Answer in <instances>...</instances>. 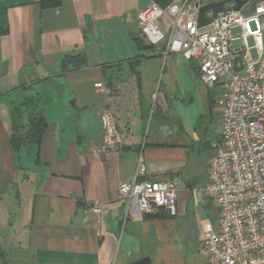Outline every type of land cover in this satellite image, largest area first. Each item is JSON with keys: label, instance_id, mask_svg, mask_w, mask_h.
<instances>
[{"label": "crops", "instance_id": "1", "mask_svg": "<svg viewBox=\"0 0 264 264\" xmlns=\"http://www.w3.org/2000/svg\"><path fill=\"white\" fill-rule=\"evenodd\" d=\"M147 1L0 0V264H210L200 237L219 210L201 219V186L221 142L218 89L197 58L139 32ZM14 106L24 126L43 116L39 145H11ZM140 156L146 178L181 182L175 215L126 212L118 186Z\"/></svg>", "mask_w": 264, "mask_h": 264}, {"label": "built area", "instance_id": "2", "mask_svg": "<svg viewBox=\"0 0 264 264\" xmlns=\"http://www.w3.org/2000/svg\"><path fill=\"white\" fill-rule=\"evenodd\" d=\"M162 17L170 24L167 33L157 23ZM137 23L150 43H163L165 55L197 58L202 83L218 89L221 142L209 159L205 189L218 205L219 218L216 227L203 229L200 237L209 263L264 264V0L244 14L219 13L203 26H198L197 7L189 0H172L165 7L148 0ZM235 27L239 31L234 33ZM235 39L242 41L241 47L231 45ZM253 47L255 58L250 55ZM94 86L103 89L101 83ZM105 140L118 141L112 124L106 127ZM145 175L140 156L133 180L118 186L126 212L132 208L154 214L164 209L175 215L181 182ZM91 210L100 213L102 206L95 200Z\"/></svg>", "mask_w": 264, "mask_h": 264}, {"label": "trees", "instance_id": "3", "mask_svg": "<svg viewBox=\"0 0 264 264\" xmlns=\"http://www.w3.org/2000/svg\"><path fill=\"white\" fill-rule=\"evenodd\" d=\"M158 4L165 7L168 4L171 3L172 0H155ZM2 10L0 9V33L4 34L7 32V28H5L2 25ZM75 58L72 57L71 60H74ZM75 64L78 66L80 64H84V58L83 57H77L74 61ZM30 99L26 98L25 101L21 102V105L25 107V109L29 108ZM21 108L18 106H14L12 108V118H13V127L15 131L11 135V145L13 148L18 149L23 144H35L39 145L41 133L44 129L45 123L43 116L33 110L32 113H30V119L29 124L27 126H24L21 124L19 118H20Z\"/></svg>", "mask_w": 264, "mask_h": 264}, {"label": "water", "instance_id": "4", "mask_svg": "<svg viewBox=\"0 0 264 264\" xmlns=\"http://www.w3.org/2000/svg\"><path fill=\"white\" fill-rule=\"evenodd\" d=\"M254 0H196L198 26L210 23L219 13L226 11L242 12L243 7L252 4ZM237 61V59H235ZM236 68V70H239ZM129 264H151L148 256Z\"/></svg>", "mask_w": 264, "mask_h": 264}, {"label": "rangeland", "instance_id": "5", "mask_svg": "<svg viewBox=\"0 0 264 264\" xmlns=\"http://www.w3.org/2000/svg\"><path fill=\"white\" fill-rule=\"evenodd\" d=\"M250 6H251V4L244 6L242 12H245V11L249 10ZM249 11H250V10H249ZM157 23L160 24V25L162 24V26H163V28H164V31H165L166 33L169 31V29H170V24L168 23V21H167V19H166L165 17L160 18V19L157 21ZM251 25H253V23H251ZM235 32H236V30H234V33H235ZM262 34H263L262 40H263V45H264V29L262 30ZM232 44H236V45H238V46H242V41H241V40L234 41V42H232ZM250 54H251V56H252L253 58H255V57L257 56V52H256V49H255L254 47L250 49ZM15 94H16V93H15ZM19 95H21V93L16 94V95H15V99L18 98ZM11 96H13V95H11ZM7 99H8V98H6V97H4V98L2 99V101H3V102H2V105H3V104L6 105V103H7V101H8ZM18 151L21 153L22 150H18ZM20 153H19V154H20ZM208 168H209V164H208ZM207 173H208V171H207ZM206 184H207V176H206ZM202 199H203V200H202ZM206 203H208V204L211 205L209 211H206V209H205V204H206ZM217 207H218V205H217L216 201H215L212 197H210V196L208 195V192L206 191V189L204 188V186H201V219L206 220L208 212H209V213H213V212H214V209H216ZM203 249H204V248H203ZM204 250H205V249H204ZM205 252H206V250H205ZM206 253H207V252H206Z\"/></svg>", "mask_w": 264, "mask_h": 264}]
</instances>
